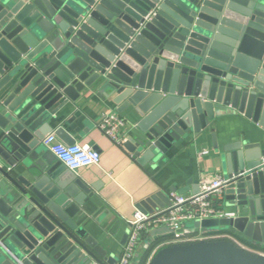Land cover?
Masks as SVG:
<instances>
[{"label": "water", "instance_id": "water-1", "mask_svg": "<svg viewBox=\"0 0 264 264\" xmlns=\"http://www.w3.org/2000/svg\"><path fill=\"white\" fill-rule=\"evenodd\" d=\"M96 87L138 117L124 145L142 165L208 128L218 148L212 125L225 119L258 124L253 140L224 148L222 193L233 214L186 228L264 245V0H0V264H117L79 225L100 183L43 146L59 112ZM72 124L55 130L68 145ZM161 201L171 203L158 191L140 209ZM152 264H264V256L223 238L162 248Z\"/></svg>", "mask_w": 264, "mask_h": 264}, {"label": "crops", "instance_id": "crops-1", "mask_svg": "<svg viewBox=\"0 0 264 264\" xmlns=\"http://www.w3.org/2000/svg\"><path fill=\"white\" fill-rule=\"evenodd\" d=\"M114 111L128 124L126 138L133 130L138 117L132 111H117V106L99 95V87L86 89L76 103L69 102L51 122L48 132L56 130L60 122L73 118L76 143L98 151L101 160L98 165L82 167L74 173L87 184L100 183L99 189L81 206L84 211L79 225L84 226L94 236L107 255L122 254L130 231L129 220L140 209V203L158 191L169 196L170 192L192 193L206 177L222 175L225 147L245 139H254V133L262 128L252 120L240 117L214 123L218 148L213 142V130L208 128L198 137H188L180 145L170 149L155 163L142 165L125 145H118L108 138L98 127L103 112ZM2 131L0 129V135ZM23 167V165H20ZM15 169H19L15 167ZM175 188V190H172ZM223 193L218 197V206L225 207ZM161 205L150 207L149 213L164 208ZM145 212V211H144ZM188 234L223 235L225 239L234 237L230 231L203 232L189 229ZM170 232L153 236L146 232L140 241L131 264H152L157 253L165 247L176 245ZM233 242V241H232ZM263 245V244H262Z\"/></svg>", "mask_w": 264, "mask_h": 264}, {"label": "built area", "instance_id": "built-area-1", "mask_svg": "<svg viewBox=\"0 0 264 264\" xmlns=\"http://www.w3.org/2000/svg\"><path fill=\"white\" fill-rule=\"evenodd\" d=\"M98 127L116 144L121 146L124 144L128 124L117 112H103ZM43 146L72 171H76L82 167L98 165L101 160L100 153L95 149L78 143L68 145L57 136L55 130L46 135L43 140ZM259 168L264 169V158H262ZM228 181L229 179H226L222 175L206 177L202 180L200 189L196 193L180 194L170 192V205L165 206L157 212L144 213L137 210L134 218L129 220L130 231L128 240L123 247L117 264H131L142 236L146 232L159 227L170 229L172 235L171 242L175 244L223 239L225 236L218 234H188L186 224L195 220L222 218L233 214L231 211H226L221 206H218V197L221 196ZM228 238L246 251L264 256L263 252L245 245L235 237Z\"/></svg>", "mask_w": 264, "mask_h": 264}, {"label": "trees", "instance_id": "trees-1", "mask_svg": "<svg viewBox=\"0 0 264 264\" xmlns=\"http://www.w3.org/2000/svg\"><path fill=\"white\" fill-rule=\"evenodd\" d=\"M218 233H220V232H218ZM221 233H224V232H221ZM233 235H234V237H235L238 241L244 243L245 245H247V246H249V247H251V248H254V249H256V250L261 251V252L264 253V245L253 244V243H251L250 241H248V240H247L246 238H244V237L238 236V235H236V234H233Z\"/></svg>", "mask_w": 264, "mask_h": 264}, {"label": "rangeland", "instance_id": "rangeland-1", "mask_svg": "<svg viewBox=\"0 0 264 264\" xmlns=\"http://www.w3.org/2000/svg\"><path fill=\"white\" fill-rule=\"evenodd\" d=\"M258 251V250H257Z\"/></svg>", "mask_w": 264, "mask_h": 264}]
</instances>
